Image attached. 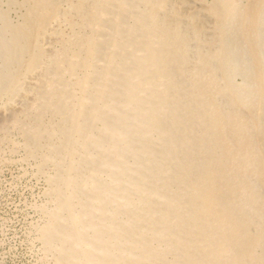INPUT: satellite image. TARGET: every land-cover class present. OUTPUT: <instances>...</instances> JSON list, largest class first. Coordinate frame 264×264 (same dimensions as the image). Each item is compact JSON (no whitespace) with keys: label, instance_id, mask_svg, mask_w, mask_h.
<instances>
[{"label":"bare ground","instance_id":"obj_1","mask_svg":"<svg viewBox=\"0 0 264 264\" xmlns=\"http://www.w3.org/2000/svg\"><path fill=\"white\" fill-rule=\"evenodd\" d=\"M4 166L34 264H264V0H0Z\"/></svg>","mask_w":264,"mask_h":264},{"label":"rangeland","instance_id":"obj_2","mask_svg":"<svg viewBox=\"0 0 264 264\" xmlns=\"http://www.w3.org/2000/svg\"><path fill=\"white\" fill-rule=\"evenodd\" d=\"M7 167L0 170V264H34V252L27 249L29 244L26 232L28 223L37 218L31 204L39 200L38 189L30 179H13L19 172L17 166H11L14 169Z\"/></svg>","mask_w":264,"mask_h":264}]
</instances>
